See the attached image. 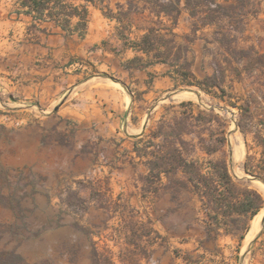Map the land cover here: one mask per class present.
<instances>
[{"label":"rangeland","instance_id":"obj_1","mask_svg":"<svg viewBox=\"0 0 264 264\" xmlns=\"http://www.w3.org/2000/svg\"><path fill=\"white\" fill-rule=\"evenodd\" d=\"M118 1L124 2L111 0L110 9L115 15L119 13ZM97 2L103 12L108 11L106 2ZM128 10H123L128 16H118L123 21L116 19L115 29L130 41L142 37L151 27L173 26L172 18ZM246 12L241 25L233 28L227 21L203 26L183 8L173 30L178 36L176 41L190 49L187 57L195 76L199 80L211 78V83L219 86L207 93L179 80L177 89L139 109L146 120L142 132L145 141L163 115L170 120L184 112L206 114L210 123L205 137L214 136L210 145L224 141L211 156L198 147L195 158L205 167L210 160L224 159L233 180L241 187L256 190L264 200V192L243 181L247 177H238L229 165L231 137L239 131L246 148L245 174L264 184V0H255ZM223 28L230 30L224 43L219 34ZM166 33L163 30L162 34ZM164 51L165 47L161 49ZM11 71L0 75V264H154L153 246L165 244L154 225L187 222L202 202L190 191H174L165 176L149 185V172L145 174L144 168L138 171V177H129L125 186L117 177L115 183V177L109 176L111 171L105 174V165L98 158L112 155L111 149L90 142L80 146L77 126L66 124V130H55L59 123L49 121L57 108L67 103L66 99L52 103L36 98L23 79ZM104 71L87 70L82 79L106 78ZM106 82L113 85L111 80ZM187 90L197 98L177 97ZM169 97L173 99L165 100ZM189 102L193 106L183 105ZM222 111L234 114L235 124ZM193 139L184 136L187 142ZM185 151L190 153V148ZM100 170L103 177H98ZM144 191L158 193V198L152 194L145 198ZM262 210L264 204L259 213ZM254 218H240L243 229L239 235H244L241 247ZM236 241L239 243V236ZM252 247L254 264H264V224ZM243 254L240 251L233 255V264H251L250 253L245 258ZM175 256L184 257L180 249L175 250Z\"/></svg>","mask_w":264,"mask_h":264},{"label":"crops","instance_id":"obj_2","mask_svg":"<svg viewBox=\"0 0 264 264\" xmlns=\"http://www.w3.org/2000/svg\"><path fill=\"white\" fill-rule=\"evenodd\" d=\"M105 2L111 6V0ZM118 5L123 10L129 7L127 0L116 3L119 10ZM87 7V29L81 36L79 32L63 30L53 21H37L21 11L19 0H0V75L14 70L13 76L23 79L32 95L43 101L56 103L65 98L67 103L49 117V121L59 123L55 130H66V124L77 126L80 146L90 142L111 149L112 155L98 158L107 165L102 166L105 174L111 171L109 176L115 177V183L117 177L125 186L129 177H138L140 169L144 168L145 174L149 172L146 159L135 151L146 127L139 106L174 91L180 83L174 67L168 64L127 68L135 57H142L144 62L151 59L131 47L146 33L130 41L116 31L117 20L107 17L101 7ZM79 21L74 18L72 27ZM98 69L105 70L106 78L82 79L87 70ZM101 79L111 80L113 85ZM113 165L115 168H111ZM103 175L100 170L98 177ZM151 194L143 192L145 198ZM151 196L157 199L158 193ZM154 230L165 239L164 245L155 243L152 248L154 264H233V255L246 250L232 235L209 238L202 207L194 208L187 222L156 223ZM252 248L249 253L254 264ZM176 249L184 257H176ZM194 258L197 261L192 262Z\"/></svg>","mask_w":264,"mask_h":264},{"label":"trees","instance_id":"obj_3","mask_svg":"<svg viewBox=\"0 0 264 264\" xmlns=\"http://www.w3.org/2000/svg\"><path fill=\"white\" fill-rule=\"evenodd\" d=\"M99 1L105 3V0ZM253 2L255 0H127L129 6L127 12L132 9L140 14L149 12L157 18H172L174 22L172 27H151L141 40L132 42L131 47L151 59L144 62L142 57H135L126 67L168 64L174 67L182 84L196 86L210 93L211 89L219 85L217 82L211 83V78L199 80L192 72V63L187 57L190 49L182 44L178 45L176 41L178 36L173 33L177 18L184 8L191 18L202 21L203 26L223 24L227 21L234 28V25L236 27L241 25L247 14L246 9ZM19 3L21 11L33 15L37 21H53L63 30L69 33L79 32L81 36L85 35L87 29L89 16L87 6L89 4L99 6L97 0H19ZM118 8L120 11L116 15L110 7L104 14L123 21L118 16H128V13H123V6L118 5ZM74 18L80 19L75 28L72 27ZM160 25H163L162 22ZM163 30L168 33L162 34ZM229 31L223 28L219 32L223 43ZM167 35H171V39H166ZM164 47L166 51L161 52ZM183 105L193 106V103ZM205 115L201 112L194 116L190 111L184 112L180 117L174 116L170 120L163 115L150 139L145 141V137L141 136L136 143L135 151L140 158L146 159L145 163L149 168L146 179L149 185L162 181V177L165 176L169 180V187L174 191H190L202 202L208 237L217 239L222 235L239 236L241 245L244 235H239L243 229L239 225L240 218H253L258 215L264 200L256 190L241 187L240 183L233 180L224 159L210 160L205 167L199 158H195L198 147L201 148V152L211 156L220 150L224 141L220 140L217 146L210 145L214 136L211 135L209 139L205 137L208 130L206 127L210 123ZM242 128L244 131V127ZM185 135L193 136L194 139L187 142L184 140ZM196 139L198 143H195ZM141 144L144 145L140 147ZM187 147L190 148V153L186 154Z\"/></svg>","mask_w":264,"mask_h":264},{"label":"bare ground","instance_id":"obj_4","mask_svg":"<svg viewBox=\"0 0 264 264\" xmlns=\"http://www.w3.org/2000/svg\"><path fill=\"white\" fill-rule=\"evenodd\" d=\"M177 97L181 99H196L197 95L195 93L184 91L181 94H179ZM222 112L226 117H228V119L229 118L231 119L233 124H235L234 123L235 117L233 116L234 114L228 111H222ZM231 146L233 147V151L235 154V167H234L235 174L238 177H249L248 174H245L244 159H245V154H246V148H245L243 136L239 131H236L231 137ZM252 185L260 188L264 192V184H262L261 182L255 180L254 182H252ZM263 224H264V210H262V212L256 215L255 218L252 220L251 228L247 234V237L245 240L246 244L243 246V250H245L248 247V245L261 232Z\"/></svg>","mask_w":264,"mask_h":264},{"label":"water","instance_id":"obj_5","mask_svg":"<svg viewBox=\"0 0 264 264\" xmlns=\"http://www.w3.org/2000/svg\"><path fill=\"white\" fill-rule=\"evenodd\" d=\"M188 92H190V93H194L192 90H187ZM167 99H173L172 97H169V98H166L165 100H167ZM212 109L214 110L215 109V107H212ZM146 129V128H145ZM144 129V130H145ZM229 165H230V167H231V169H234V167H235V154H234V151H233V147L231 146V148H230V152H229ZM259 181V182H261V180H259V179H257V178H249V177H247V178H244L243 179V181H245L247 184H252V182H254V181ZM258 236H259V234L256 236V238L248 245V247L246 248V250H245V252H244V254H243V256H244V258L249 254V252L251 251V248H252V246H253V244H254V242H255V240L258 238Z\"/></svg>","mask_w":264,"mask_h":264}]
</instances>
